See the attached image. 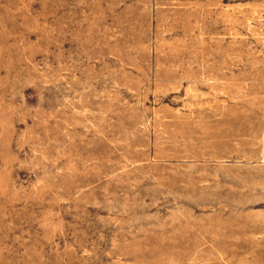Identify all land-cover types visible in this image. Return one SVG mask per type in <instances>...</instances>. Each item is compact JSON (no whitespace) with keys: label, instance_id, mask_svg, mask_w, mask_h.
Returning a JSON list of instances; mask_svg holds the SVG:
<instances>
[{"label":"rangeland","instance_id":"rangeland-1","mask_svg":"<svg viewBox=\"0 0 264 264\" xmlns=\"http://www.w3.org/2000/svg\"><path fill=\"white\" fill-rule=\"evenodd\" d=\"M264 0H0V264H264Z\"/></svg>","mask_w":264,"mask_h":264},{"label":"built area","instance_id":"built-area-1","mask_svg":"<svg viewBox=\"0 0 264 264\" xmlns=\"http://www.w3.org/2000/svg\"><path fill=\"white\" fill-rule=\"evenodd\" d=\"M264 139V138H263ZM260 162L264 163V143L259 157Z\"/></svg>","mask_w":264,"mask_h":264}]
</instances>
